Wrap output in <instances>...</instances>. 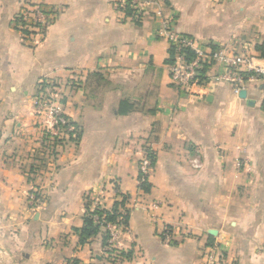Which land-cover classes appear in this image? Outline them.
Listing matches in <instances>:
<instances>
[{
    "label": "crops",
    "instance_id": "crops-1",
    "mask_svg": "<svg viewBox=\"0 0 264 264\" xmlns=\"http://www.w3.org/2000/svg\"><path fill=\"white\" fill-rule=\"evenodd\" d=\"M23 1L0 0V264H202L208 246L221 264H264L263 82L236 89L212 68L186 94L155 35L161 11L176 31L264 67V0H145L139 22L117 0H27L62 9L34 47L12 26ZM41 80L73 123L57 142L36 114ZM120 194L128 225L113 224L107 245L101 233L79 244L86 207L110 209ZM165 226L187 236L165 242Z\"/></svg>",
    "mask_w": 264,
    "mask_h": 264
},
{
    "label": "built area",
    "instance_id": "built-area-1",
    "mask_svg": "<svg viewBox=\"0 0 264 264\" xmlns=\"http://www.w3.org/2000/svg\"><path fill=\"white\" fill-rule=\"evenodd\" d=\"M144 1L117 0L116 3L123 11L128 5L131 9L130 18L139 22L143 17L141 5ZM61 11L62 9L58 7L24 0L12 20V26L19 32L23 44L34 47L44 40L48 28ZM155 17L157 21L155 35L168 43L169 53H172L170 54L172 62L168 63L172 85L186 94H195L198 87L207 83V71L216 68L215 80L226 81L236 89L250 77L260 78L263 82L261 91L264 96V67L252 66L251 56L246 53L231 54L219 44L205 43L191 35L176 31L174 19L163 16L161 11L155 12ZM243 66L248 67L247 71L242 70ZM38 88L35 106L36 114L41 116L40 124L49 139H59L66 135L71 126L60 110L59 99L53 91L55 84L51 80H41ZM153 159L151 153L147 152L140 160L141 181L152 169ZM194 166H198V163L195 162ZM29 198L33 202L36 201L37 193L32 192ZM111 226L108 224L107 228L110 230ZM177 233L184 238L187 236L185 232L181 234L177 229L165 226L160 232V237L163 241L172 243ZM111 237L110 232V239ZM222 260L223 254L215 246H208L203 251L202 264H221Z\"/></svg>",
    "mask_w": 264,
    "mask_h": 264
},
{
    "label": "trees",
    "instance_id": "trees-1",
    "mask_svg": "<svg viewBox=\"0 0 264 264\" xmlns=\"http://www.w3.org/2000/svg\"><path fill=\"white\" fill-rule=\"evenodd\" d=\"M127 15L131 14V9H129L128 5L124 9ZM256 49L260 52V55L264 57V43L256 45ZM170 54H172L170 52ZM168 63L172 62V58L169 57L167 60ZM120 112H126L124 110H120ZM73 123L69 122V125ZM76 138H79V135H76ZM56 142L58 139H54ZM154 161V159H153ZM142 175L139 174L138 178L139 188L143 192H149L151 185L148 183L146 177H144L141 181ZM128 195L120 194V199L114 201L112 207L110 209H105L101 207H95L94 209H90L86 207L85 213L83 215V223L79 228H74L73 231L78 236V243L85 244L89 242L92 238L97 236L99 233L102 234V244L107 245L108 240L110 239V231L107 228L108 224H119L123 227L128 225V213L129 210L126 208V202L128 201ZM125 257H128L125 254Z\"/></svg>",
    "mask_w": 264,
    "mask_h": 264
},
{
    "label": "water",
    "instance_id": "water-1",
    "mask_svg": "<svg viewBox=\"0 0 264 264\" xmlns=\"http://www.w3.org/2000/svg\"><path fill=\"white\" fill-rule=\"evenodd\" d=\"M239 95L241 97H244L245 96V90L244 89H241L240 92H239Z\"/></svg>",
    "mask_w": 264,
    "mask_h": 264
}]
</instances>
